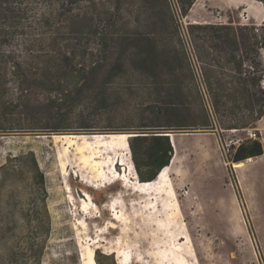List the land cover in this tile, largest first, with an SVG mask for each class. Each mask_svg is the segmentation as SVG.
<instances>
[{
	"label": "rangeland",
	"instance_id": "obj_1",
	"mask_svg": "<svg viewBox=\"0 0 264 264\" xmlns=\"http://www.w3.org/2000/svg\"><path fill=\"white\" fill-rule=\"evenodd\" d=\"M169 1L177 11L176 0ZM180 21L187 36L176 38L178 49L187 50L202 85L195 57L202 42L191 43L188 24L261 28L264 12L256 20L237 0H196ZM145 25L141 21L134 27ZM72 44L68 51L76 60L90 58L91 35ZM143 66V57L136 55L112 82L99 75L82 94L73 84L69 98L37 91L34 105L7 113L9 121L17 122L22 114L23 123L36 117L42 124L55 115L62 121L57 123L69 127L0 133V264H264V153L232 160L234 147L243 142L260 139L264 146V116L246 128L228 129L220 123L237 118L212 114L210 127L173 130L180 142L189 146L200 141L202 147L184 149L179 165L183 177L166 174V166L156 179L143 181L136 159L144 163L149 142L135 140V155L132 134L172 121L160 109V97L167 81H175L163 56L152 58L149 74ZM176 75L185 93L179 96L181 108L200 121L196 114L211 109L210 102L198 95V81L187 69L176 70ZM48 77L50 83L61 78L56 72ZM82 125L96 133L111 129L115 136L89 135ZM253 132L258 138L250 137ZM30 152L44 182L36 177L32 160L21 158Z\"/></svg>",
	"mask_w": 264,
	"mask_h": 264
},
{
	"label": "trees",
	"instance_id": "obj_2",
	"mask_svg": "<svg viewBox=\"0 0 264 264\" xmlns=\"http://www.w3.org/2000/svg\"><path fill=\"white\" fill-rule=\"evenodd\" d=\"M195 1L176 0L177 12L169 0H0V133L68 130L69 126L57 123L62 121L55 115L42 124L36 117L26 118L23 123L22 114L17 122L9 121L7 113H22L34 105L37 101L32 96L37 91L59 92L69 98L73 84L82 94L92 88L99 75L106 77L107 83L112 82L114 76L128 69L136 55L143 57L146 74L152 58L161 56L171 68L167 74H175V81H167L166 93L160 97V109L167 111L172 121L163 128L140 129L130 142L135 155V140L149 142L144 163L136 159L141 180L156 179L170 164L174 147L168 132L210 127L214 125L212 114L237 118L235 123L222 121V128H246L258 122L264 116V25L189 23L191 43L202 42L195 54L201 85L187 50L182 48L181 53L176 42V38L187 36L180 17L189 15ZM83 21L86 26L81 25ZM141 21H146L145 27H134ZM85 34L93 37L92 51L90 58L78 61L68 49ZM185 69L198 81L194 87L198 95L207 97L211 105V109L204 107L201 114H196L202 117L200 121L190 119L180 106L179 96L185 93L176 70ZM53 72L61 78L50 83L48 76ZM80 127L96 133L90 125ZM234 148L232 160L236 162L264 153L260 139ZM21 158L32 160L36 177L44 182L35 154L30 152ZM143 168L150 171L145 173Z\"/></svg>",
	"mask_w": 264,
	"mask_h": 264
},
{
	"label": "bare ground",
	"instance_id": "obj_3",
	"mask_svg": "<svg viewBox=\"0 0 264 264\" xmlns=\"http://www.w3.org/2000/svg\"><path fill=\"white\" fill-rule=\"evenodd\" d=\"M171 134H172V138H173L174 143H175V149H176L177 156H176V159L173 162V164L168 166V168L166 169V174L176 175L177 178H179V177H183V175H184L183 170L179 167L181 158L184 160V155H183L184 149L185 148H190V149L200 148V147H202V143L200 141H194V143H191L188 146L187 143H182L178 140L177 134H175V133H171ZM119 135L120 136H126V137L129 136V134H119ZM107 136L111 137V136H115V135L108 134ZM248 159H250V158H248ZM238 165L241 166L242 163L240 162V164H238ZM171 181H172V185H173V192H171V193H172V195H174V198H176V195H178L177 183L174 181L173 178L171 179ZM182 181H183V179H182Z\"/></svg>",
	"mask_w": 264,
	"mask_h": 264
},
{
	"label": "crops",
	"instance_id": "obj_4",
	"mask_svg": "<svg viewBox=\"0 0 264 264\" xmlns=\"http://www.w3.org/2000/svg\"><path fill=\"white\" fill-rule=\"evenodd\" d=\"M239 4L248 6L249 18L258 19L264 12V4L258 0H237Z\"/></svg>",
	"mask_w": 264,
	"mask_h": 264
},
{
	"label": "water",
	"instance_id": "obj_5",
	"mask_svg": "<svg viewBox=\"0 0 264 264\" xmlns=\"http://www.w3.org/2000/svg\"><path fill=\"white\" fill-rule=\"evenodd\" d=\"M207 129H201V130H199V131H206ZM112 133H114V132H111V133H89V135H94V134H112ZM69 134H77V133H69ZM128 134H131V133H128ZM137 135V134H136ZM135 134L133 135L132 134V136H136ZM166 135H169L170 136V138H171V142H172V145H173V147H174V154H173V156H172V159L170 160V164L168 165V166H170V165H172L173 164V162L175 161V159H176V156H177V154H176V149H175V143H174V140H173V138H172V134H171V132H168ZM166 167V166H165ZM164 167V168H165ZM162 171V170H161ZM160 171V172H161Z\"/></svg>",
	"mask_w": 264,
	"mask_h": 264
},
{
	"label": "built area",
	"instance_id": "obj_6",
	"mask_svg": "<svg viewBox=\"0 0 264 264\" xmlns=\"http://www.w3.org/2000/svg\"><path fill=\"white\" fill-rule=\"evenodd\" d=\"M251 138H258V132H253L250 135Z\"/></svg>",
	"mask_w": 264,
	"mask_h": 264
}]
</instances>
